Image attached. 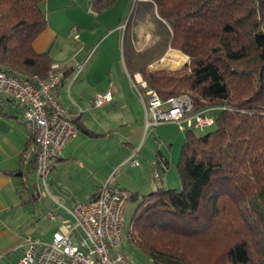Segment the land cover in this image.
<instances>
[{"label":"trees","instance_id":"1","mask_svg":"<svg viewBox=\"0 0 264 264\" xmlns=\"http://www.w3.org/2000/svg\"><path fill=\"white\" fill-rule=\"evenodd\" d=\"M113 1L93 0L99 10ZM44 2L0 0L3 71L50 73V50L33 47L47 26ZM140 24L151 34L143 46L134 29ZM170 49L187 60L178 68L151 66ZM122 51L129 74L141 73L162 99L186 94L194 111L215 108L212 130H186L179 187L131 190L136 206L123 222L129 247L155 264H264V0H138ZM73 120L89 131L80 117Z\"/></svg>","mask_w":264,"mask_h":264},{"label":"built area","instance_id":"2","mask_svg":"<svg viewBox=\"0 0 264 264\" xmlns=\"http://www.w3.org/2000/svg\"><path fill=\"white\" fill-rule=\"evenodd\" d=\"M137 1L132 0L131 10ZM126 22L121 27L124 28ZM78 67L79 71L81 64ZM62 77L58 63L52 64L45 78L19 77L0 68V93L22 106L23 123L34 138L39 187L46 186L54 160L62 155L66 144L79 131L55 93ZM134 85L145 105L147 127L173 122L185 131L214 125V107L194 111L192 100L186 94L164 100L156 90L147 87L139 73L135 74ZM112 99L111 90H106L96 93L92 103L103 106ZM137 152L138 148L124 163L139 166ZM154 175L161 177L157 169ZM39 187L38 190L45 194ZM131 195L130 189L119 186L109 177L91 198L65 207L66 230L56 231L49 239L25 234L17 246L20 250L17 264H136L130 253L119 247L123 240L125 207ZM56 203L61 206L58 201Z\"/></svg>","mask_w":264,"mask_h":264},{"label":"rangeland","instance_id":"3","mask_svg":"<svg viewBox=\"0 0 264 264\" xmlns=\"http://www.w3.org/2000/svg\"><path fill=\"white\" fill-rule=\"evenodd\" d=\"M102 10L95 9L92 11L89 9V12L82 10V16L78 19V21L84 22L90 27H92V24L96 25L97 29L91 37L86 38L84 31H80L77 25L68 24L64 27L55 43L53 52H51L53 59L56 60L53 63L75 65L78 80L81 77L85 81L87 79L91 80L102 90L111 87V89L116 90L117 94L108 105L98 107L92 105L87 97L88 94L82 96L84 97V104L90 105V107L88 106L89 118L86 120L89 131L80 130L72 142L81 143V146L76 149V156L78 164H83V166L77 169V161H74L73 164L69 163L67 165L68 170L72 172L71 175H77V172H79V177H81V180L78 181L80 182L78 183L79 186H77L79 188L82 184L87 188L93 183L101 184L113 174L112 181L114 183L130 188V190L139 189L147 193L154 186L157 187L158 184L163 183L159 178H154V169H157L161 175L163 174L160 164L156 161V154L160 149L170 159L167 180L164 183L167 181V186L179 187L180 179L176 164L181 149V140L185 137L186 131H179L175 123L164 122L165 127H155L149 128V131L147 130L148 132H146V137L142 143L144 145L138 154L140 166L129 167L128 164L123 162L131 152L124 136L127 128L126 124L136 119L138 121L145 119V108L137 87L134 85L135 75L132 77L126 69H123V31L118 27L120 22L124 21L125 23L127 21L129 6H127L126 0H114L110 7L103 10V13ZM138 32L139 38H142L143 29ZM61 41H64V45ZM165 56H167V53ZM186 60L187 57L185 56L179 66L168 67L162 65L160 59L153 64V67L178 68ZM78 64L82 66L79 71ZM71 94L74 100L76 98L80 101L79 91L72 89ZM214 127L215 125H212L194 132L200 135L212 130ZM169 141L173 142L171 146ZM140 143L138 141L137 145ZM153 163H156V166ZM37 176V173L36 176H33L35 183L32 182V184H39ZM176 184L177 186H175ZM39 188L45 192V196L58 191L55 183L52 184L49 180L46 186L42 185ZM72 195L71 197L65 195V198L62 196L63 201L69 199L73 203L85 198L81 194L75 196L73 193ZM135 206V200H130L127 203L124 212L126 223L129 221ZM119 247L128 251L136 264H155L150 256L141 249L134 246L129 247L126 238H123Z\"/></svg>","mask_w":264,"mask_h":264},{"label":"crops","instance_id":"4","mask_svg":"<svg viewBox=\"0 0 264 264\" xmlns=\"http://www.w3.org/2000/svg\"><path fill=\"white\" fill-rule=\"evenodd\" d=\"M131 2L132 0H126L129 9ZM43 6L47 14V26L33 42V47L37 52H42L47 49H49L50 52H53L52 50L55 47L57 39L63 32L64 27L68 24H73L74 26L77 25L80 31H84L86 38L91 37L97 29L95 24H92V27H90L84 22L78 21L82 16V10L85 12H89V9L92 11L95 9L99 10L97 3H94L93 0H45ZM106 8L108 7L103 8V10ZM123 24L124 21L120 22L118 29H121L124 33L125 27H121ZM134 29H136L138 35V46H143L149 40L151 35L149 32V26L146 24H140ZM140 29H143L144 31L142 38H139L138 31H140ZM76 34L78 35V33ZM62 45H64V41L62 42ZM58 64L60 65L63 77L62 81L57 86L55 93L58 99L64 104L68 114L71 117H80L81 122L89 128L86 120L89 118L88 108L90 105L88 104V107L84 104V97L82 96L88 94L87 97L92 103V98L96 93L111 90L113 94V99L111 101H113L117 95L116 90L111 89V87H106L103 90L99 89L97 84L88 79L85 81L82 77L78 80L74 64ZM151 66L153 67V64ZM123 67V69L127 70L124 59ZM138 73L139 72L135 74ZM72 89L80 92V101L76 98L74 100L71 97ZM108 103L105 105H108ZM22 116V106L14 99H11L4 94H0V264H17L20 256V250L17 246L25 234L32 233L41 236L42 238L49 239L56 231L66 230L67 222L65 221V207H71L91 198L96 193L97 189L103 185L109 177L112 178L113 176L112 174L107 177L101 184L93 183L91 186H88L89 188L82 183L80 186L81 189L77 187L79 186L78 183H80L78 181L81 180V177H79L78 174L79 172H77V175L73 174V176L71 175L72 172L68 170L67 167L69 163L73 164L74 161H77L76 149L81 146V143L72 142V140L77 137V134L66 144L62 155L54 160L48 180L52 184L55 183L58 187V191L51 193L49 196H45V194L38 190L37 183L32 184V182L35 183L33 176H36L35 143L32 134L23 123ZM165 125V123H160L155 127H165ZM126 127L124 136L131 148V152L123 162L128 159L137 148L138 152L135 155L139 159L138 154L144 145L142 144L143 139L146 137V132L149 131V127L146 126V109L145 119H140L139 121L136 119L131 123H127ZM177 129L183 132L179 128ZM184 139L185 137L181 140L182 143L184 142ZM138 141L141 142L139 145H137ZM172 144L173 142L169 141V145L171 146ZM161 156L163 159L167 160L166 163L164 160L161 162L159 161ZM156 161L160 164L163 171L161 177H156L154 175V178H159L163 182L162 184H158L157 187L159 185L169 187L167 186V181L166 183H164V181L167 180L170 159L162 152V150L158 149ZM79 164L77 161V169L83 166V164ZM153 164L156 166V163ZM128 166L137 167L130 166L129 164ZM174 182L176 183V181ZM175 186H177V184ZM155 188L156 187L154 186L153 189ZM135 190L140 191L139 189ZM73 193L75 196L78 194L84 195L85 198L73 203L70 202L69 199L63 201L65 195L71 197L73 196ZM56 201H58L61 206H57L58 204ZM53 210L54 213L52 212Z\"/></svg>","mask_w":264,"mask_h":264},{"label":"bare ground","instance_id":"5","mask_svg":"<svg viewBox=\"0 0 264 264\" xmlns=\"http://www.w3.org/2000/svg\"><path fill=\"white\" fill-rule=\"evenodd\" d=\"M185 59V55L178 51V50H169L167 53V56L163 57L160 62H162V65L168 66V67H175L179 66L181 62Z\"/></svg>","mask_w":264,"mask_h":264}]
</instances>
